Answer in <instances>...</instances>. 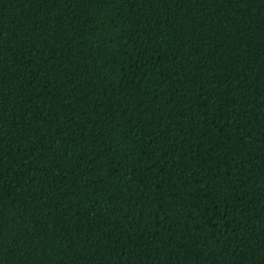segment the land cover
Returning a JSON list of instances; mask_svg holds the SVG:
<instances>
[{
    "label": "trees",
    "instance_id": "16d2710c",
    "mask_svg": "<svg viewBox=\"0 0 264 264\" xmlns=\"http://www.w3.org/2000/svg\"><path fill=\"white\" fill-rule=\"evenodd\" d=\"M0 264H264V0H0Z\"/></svg>",
    "mask_w": 264,
    "mask_h": 264
}]
</instances>
